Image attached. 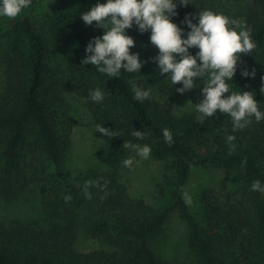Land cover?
I'll use <instances>...</instances> for the list:
<instances>
[{
    "label": "trees",
    "instance_id": "1",
    "mask_svg": "<svg viewBox=\"0 0 264 264\" xmlns=\"http://www.w3.org/2000/svg\"><path fill=\"white\" fill-rule=\"evenodd\" d=\"M149 2L177 31L163 51L138 0H0V197L35 192L49 219L0 220V264H176L152 247L174 210L197 264H264V0L226 22L212 21L219 0ZM180 72L198 89L176 115ZM67 91L110 138L106 170L72 178L66 167ZM140 147L171 158L163 209L120 180L123 153ZM193 168L223 173L198 189V213L185 192ZM81 231L100 247L77 250Z\"/></svg>",
    "mask_w": 264,
    "mask_h": 264
},
{
    "label": "rangeland",
    "instance_id": "2",
    "mask_svg": "<svg viewBox=\"0 0 264 264\" xmlns=\"http://www.w3.org/2000/svg\"><path fill=\"white\" fill-rule=\"evenodd\" d=\"M144 5V12L149 19L150 25L158 29L162 35L159 43L160 50L174 41L176 29L164 23L161 10L151 4L149 0H138ZM220 10L224 15L217 13L212 16V21L226 19L228 14L238 13L245 4V0H219ZM223 5V6H222ZM225 5V7H224ZM224 7V8H223ZM226 15V16H225ZM176 40V39H175ZM184 38H179V42ZM3 51L0 46V53ZM0 64V85H1ZM182 93L174 106V113L181 115L193 109V100L197 94V79L186 72H180ZM70 106L71 116L74 119V127L71 134V147L65 158L66 167L72 178L81 177L89 171L106 170L108 165L103 163V154L110 142V138L99 137L95 134L94 123L91 113L86 107L85 101L71 91L65 93ZM151 153L140 148H130L123 153L120 159V180L126 185L129 195L135 199H142L154 210L163 209L172 203L171 191V158L155 157ZM223 173L216 170H201L193 168L189 183L185 189L187 201L194 213L200 211L199 205L194 204L193 197L200 187L215 183L221 179ZM39 205L38 196L35 192L13 198L3 199L0 197V220L6 224L15 222H37L47 226L49 219ZM187 227L177 211H172L162 230L152 240V247L161 258L174 261L176 264H197V261L186 244ZM100 247V243L80 232L76 241L79 251H89Z\"/></svg>",
    "mask_w": 264,
    "mask_h": 264
}]
</instances>
